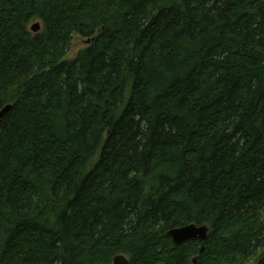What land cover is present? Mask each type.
Masks as SVG:
<instances>
[{
    "label": "trees",
    "instance_id": "trees-1",
    "mask_svg": "<svg viewBox=\"0 0 264 264\" xmlns=\"http://www.w3.org/2000/svg\"><path fill=\"white\" fill-rule=\"evenodd\" d=\"M6 104L0 264L264 255V0H0Z\"/></svg>",
    "mask_w": 264,
    "mask_h": 264
},
{
    "label": "water",
    "instance_id": "water-1",
    "mask_svg": "<svg viewBox=\"0 0 264 264\" xmlns=\"http://www.w3.org/2000/svg\"><path fill=\"white\" fill-rule=\"evenodd\" d=\"M39 29V22H36L31 26L32 32H37ZM85 43H88V40H85ZM10 107V104H6L0 109V122L2 117L5 115V113L8 112ZM207 232L208 227L206 224L197 225L195 223H188L169 229L167 231V235L171 237L174 244H180L189 240H198L200 242H204L207 237ZM112 264H129V260L124 254H117L113 257ZM254 264H264V255L261 256Z\"/></svg>",
    "mask_w": 264,
    "mask_h": 264
},
{
    "label": "rangeland",
    "instance_id": "rangeland-1",
    "mask_svg": "<svg viewBox=\"0 0 264 264\" xmlns=\"http://www.w3.org/2000/svg\"><path fill=\"white\" fill-rule=\"evenodd\" d=\"M36 22H38L37 20H32L30 23H29V28L31 30V26L33 24H35ZM32 31V30H31ZM85 38H80V37H75L74 41H73V45H72V48L71 50L66 54L65 58H72L78 50L82 49L85 47ZM91 165L89 164L88 167H90ZM127 258L128 256L125 255ZM195 257V256H194ZM240 264H248V263H240Z\"/></svg>",
    "mask_w": 264,
    "mask_h": 264
},
{
    "label": "bare ground",
    "instance_id": "bare-ground-1",
    "mask_svg": "<svg viewBox=\"0 0 264 264\" xmlns=\"http://www.w3.org/2000/svg\"><path fill=\"white\" fill-rule=\"evenodd\" d=\"M209 230V229H208ZM208 233V232H207Z\"/></svg>",
    "mask_w": 264,
    "mask_h": 264
}]
</instances>
